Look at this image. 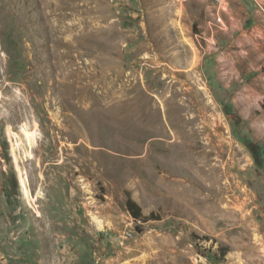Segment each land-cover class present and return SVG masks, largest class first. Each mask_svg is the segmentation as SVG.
Instances as JSON below:
<instances>
[{
  "label": "rangeland",
  "instance_id": "rangeland-1",
  "mask_svg": "<svg viewBox=\"0 0 264 264\" xmlns=\"http://www.w3.org/2000/svg\"><path fill=\"white\" fill-rule=\"evenodd\" d=\"M0 264H264V0H0Z\"/></svg>",
  "mask_w": 264,
  "mask_h": 264
},
{
  "label": "trees",
  "instance_id": "trees-1",
  "mask_svg": "<svg viewBox=\"0 0 264 264\" xmlns=\"http://www.w3.org/2000/svg\"><path fill=\"white\" fill-rule=\"evenodd\" d=\"M125 209L130 217L133 219L134 223L137 225L138 223H146L148 221H158L159 218L155 217L153 213H150L148 216H144L141 208L138 204L132 199L131 195L126 192L125 194ZM228 253L227 248H219V256L220 258H224Z\"/></svg>",
  "mask_w": 264,
  "mask_h": 264
},
{
  "label": "built area",
  "instance_id": "built-area-1",
  "mask_svg": "<svg viewBox=\"0 0 264 264\" xmlns=\"http://www.w3.org/2000/svg\"><path fill=\"white\" fill-rule=\"evenodd\" d=\"M214 10V14L218 15L219 12L227 5L231 4L233 0H208ZM255 1V0H254ZM219 22V20H218Z\"/></svg>",
  "mask_w": 264,
  "mask_h": 264
}]
</instances>
